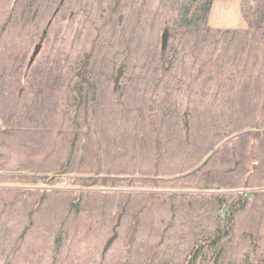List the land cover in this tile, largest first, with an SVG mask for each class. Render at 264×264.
<instances>
[{
  "label": "trees",
  "instance_id": "16d2710c",
  "mask_svg": "<svg viewBox=\"0 0 264 264\" xmlns=\"http://www.w3.org/2000/svg\"><path fill=\"white\" fill-rule=\"evenodd\" d=\"M214 3L0 0V264H264V0Z\"/></svg>",
  "mask_w": 264,
  "mask_h": 264
},
{
  "label": "rangeland",
  "instance_id": "374dc122",
  "mask_svg": "<svg viewBox=\"0 0 264 264\" xmlns=\"http://www.w3.org/2000/svg\"><path fill=\"white\" fill-rule=\"evenodd\" d=\"M211 22L220 27L245 26V21L240 14L239 0H215ZM62 182L65 184L67 179L64 177Z\"/></svg>",
  "mask_w": 264,
  "mask_h": 264
},
{
  "label": "water",
  "instance_id": "95a60500",
  "mask_svg": "<svg viewBox=\"0 0 264 264\" xmlns=\"http://www.w3.org/2000/svg\"><path fill=\"white\" fill-rule=\"evenodd\" d=\"M167 42H168V30H165V32L163 33V39H162V43H163V48L165 49L167 46ZM123 68V66H121V69ZM117 234H113L107 241L106 245H105V249H107L109 247V245L113 242V240L116 238Z\"/></svg>",
  "mask_w": 264,
  "mask_h": 264
}]
</instances>
